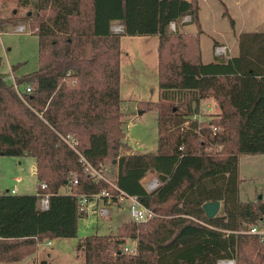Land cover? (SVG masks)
Here are the masks:
<instances>
[{
	"label": "trees",
	"instance_id": "16d2710c",
	"mask_svg": "<svg viewBox=\"0 0 264 264\" xmlns=\"http://www.w3.org/2000/svg\"><path fill=\"white\" fill-rule=\"evenodd\" d=\"M16 2L28 11L0 18V29L27 23L38 38V68L15 78L30 92L0 72V156L33 157L37 191L0 194V262L18 263L38 241L74 237L85 215L78 195L115 193V184L156 215L123 222L115 235L79 239L83 264H264V237L244 232L264 217V200L238 196L239 155L264 154V31L240 33L237 55L203 63L198 0ZM185 16L197 32L171 31ZM152 34L158 98L139 103L142 112L156 111L157 150L134 153L124 142L120 39ZM208 98L219 112L199 121ZM68 134L92 166H104L106 180L87 175ZM150 172L159 184L148 191L141 180ZM65 186L70 193H59ZM209 201L220 202L212 218L203 210ZM128 240L133 254L122 251Z\"/></svg>",
	"mask_w": 264,
	"mask_h": 264
},
{
	"label": "rangeland",
	"instance_id": "374dc122",
	"mask_svg": "<svg viewBox=\"0 0 264 264\" xmlns=\"http://www.w3.org/2000/svg\"><path fill=\"white\" fill-rule=\"evenodd\" d=\"M198 4L202 29L199 38L203 63L212 62L217 58L226 59L230 54L237 55V39L240 33L264 31V0H252L249 4L243 5L242 13L232 12L230 14L227 8L223 7L221 0H198ZM28 9V7L19 6L16 0H0V18L11 16L22 18ZM224 11L229 16L225 15ZM16 23L17 25L13 27L5 26L0 29V71L5 73L4 76L8 82H11L10 75H13L12 67L13 73L17 75H13L14 80L38 68V38L29 33L27 23L22 21ZM116 25L118 24H113L112 27ZM19 26H23L25 31H16ZM170 30L189 34L197 32L195 24L189 22V17L184 21L182 19L180 24L174 25V28ZM219 46L224 47L225 50L216 53V48ZM156 48V35L134 37L121 35L122 125L126 133L124 142L134 153H155L157 150L156 111L144 110L142 112L143 109H140L142 105L139 103L140 101H155L158 98ZM126 52L128 54H125ZM207 108L206 111L202 110L203 113L199 107L195 117L201 121L214 118L215 115L207 113ZM34 167L35 159L30 156H0V189L5 191L14 188L18 191L17 194L36 192L37 179ZM148 174L141 180L144 187L151 180ZM238 176L240 188L238 196L241 201L258 199L259 195L264 200V154L239 155ZM100 203L88 205L85 215L78 220L74 237L54 238L55 240L51 239V245L47 246L44 243L48 240L38 241L36 248L39 252L45 257L47 253L50 254L47 259L51 264H81L82 254H77L76 251L79 239L95 232L115 235L118 230L116 226L119 227L123 222L131 219L129 200L109 203V213L106 216H99L97 213ZM258 226L264 229V218L259 221ZM127 243L130 245L132 242L128 240ZM30 260L31 258L26 256L21 263L27 264ZM0 264L13 263L0 262Z\"/></svg>",
	"mask_w": 264,
	"mask_h": 264
},
{
	"label": "built area",
	"instance_id": "2783aa9c",
	"mask_svg": "<svg viewBox=\"0 0 264 264\" xmlns=\"http://www.w3.org/2000/svg\"><path fill=\"white\" fill-rule=\"evenodd\" d=\"M188 17L189 16H187V17L185 16L183 18V21L187 20ZM174 25H175L174 22H171L170 28L173 29ZM16 31L24 32L25 28L23 26H19L16 29ZM113 31L117 32V33L122 32V26L121 25L114 26ZM224 50H225L224 47L219 46L216 48V53L224 51ZM10 81L17 91L19 88H21L25 92H30V87L28 85L19 86L16 83V81L14 80L13 75H10ZM194 118L197 119V117H194ZM197 120H199V119H197ZM65 141L71 148H73L77 152V154L79 156V161L81 162V164L84 168V171L87 173V175L94 177V178H102V179L106 180V178L102 172L105 169L104 166H100L98 168L92 166L88 162V160L79 151L76 150V148H75L76 140L73 138L72 135H70V134L66 135ZM77 182H78L77 178L72 176V183L76 184ZM158 184H159L158 180L156 178H153L145 185V189L150 191V190L154 189ZM112 186L114 187V189L116 191L115 193H111L107 190H102V191H99V192L93 193V194H80V195H78V211L81 213H85L88 209L89 204L101 202L100 203L101 205L98 207L97 213L99 216H106L109 213V208H108L109 203H121L125 200H129V210H130V214H131V219L133 221H135L137 223L145 222L148 219H150L156 215L151 209H148L147 207L142 205L135 195L126 194L124 191L119 189L115 184H112ZM46 187H47L46 183L42 182L40 184V189L43 190ZM5 192L14 194V193H16V190L14 188H12L10 190L9 189L6 190ZM48 197H49L48 193H44V192L40 193V202H41V207L43 209L48 207ZM244 232H247L250 234H256L260 237H264V229L260 228L258 225H252L247 230H244ZM49 243L50 242H48V244ZM122 251L125 253H128V254L134 253V249L130 248L126 245H124L122 247ZM216 264H235V260L232 258L220 259L217 261Z\"/></svg>",
	"mask_w": 264,
	"mask_h": 264
},
{
	"label": "crops",
	"instance_id": "0c3cea01",
	"mask_svg": "<svg viewBox=\"0 0 264 264\" xmlns=\"http://www.w3.org/2000/svg\"><path fill=\"white\" fill-rule=\"evenodd\" d=\"M222 1V4L227 8V10H228V12H229V14L230 13H236V12H239V13H242V10H243V5L244 4H249V2H251L252 0H221ZM113 24H119L118 22H114ZM113 24H112V26H113ZM184 27V24H183V26H182V28ZM111 29L113 30V27H111ZM134 37V36H133ZM215 46L217 45L216 43L214 44ZM120 52H121V39H120ZM238 53V52H237ZM125 54H128L127 52L125 53ZM229 54H230V52H229ZM216 56V55H215ZM233 56H235V55H229L227 58H231V57H233ZM122 57V55H121V53H120V61H121V58ZM216 57H218V56H216ZM226 58V59H227ZM2 74H5V73H3L2 71H0ZM11 72H12V74L14 75V76H17V75H15L14 73H13V70H11ZM19 76V75H18ZM123 98H121V100H122ZM199 107L201 108V111L202 110H205L206 111V108H207V113L208 114H213V115H216V114H218V112H219V110H218V107H217V105H216V103L212 100V99H210V98H208V99H203V100H201L200 101V104H199ZM203 113H204V111H202ZM131 152H133V151H131ZM34 173H35V167H34ZM148 176H149V180L150 179H153V178H155V175L154 174H148ZM142 185H143V183H142ZM7 190V189H6ZM5 190V191H6ZM5 191H3L2 189H0V194H2V193H4ZM37 191V190H36ZM17 192L18 191H16V194H17ZM34 193H36V192H34ZM33 192L31 193V192H22L21 194H34ZM59 193H61V194H68V193H70V189H69V187L68 186H65V187H61L60 189H59ZM240 193V188L238 189V194ZM252 201V200H251ZM118 228V226H116V229ZM94 234H99V235H104V234H107V233H102V232H95ZM52 240H55V239H52ZM48 242H50L49 244H48ZM51 243H52V241L51 240H48L47 242H45L44 243V245H51ZM126 246H128V247H130V248H133V243H131L130 245H129V243H127L126 244ZM134 249V248H133ZM77 254H80V252L78 253L77 252ZM81 255V254H80ZM30 258H31V264H40V262L41 261H45V262H47L48 264H51L50 262H49V260L47 259V258H49L50 257V254H48L47 253V256L45 257V256H43L40 252H39V249H37V251L36 252H34V253H32V254H30V255H28ZM22 261V260H21ZM21 261H19L18 263L19 264H22L21 263ZM30 261L27 263V264H30ZM81 264H83V257L81 258Z\"/></svg>",
	"mask_w": 264,
	"mask_h": 264
},
{
	"label": "water",
	"instance_id": "95a60500",
	"mask_svg": "<svg viewBox=\"0 0 264 264\" xmlns=\"http://www.w3.org/2000/svg\"><path fill=\"white\" fill-rule=\"evenodd\" d=\"M139 113H142V112L139 111ZM261 198L262 196L259 195L258 199H261ZM219 208H220L219 201H209L203 205V210L205 211V214L208 218L214 217L218 213Z\"/></svg>",
	"mask_w": 264,
	"mask_h": 264
}]
</instances>
